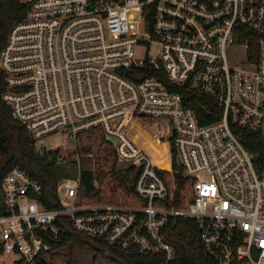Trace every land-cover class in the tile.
<instances>
[{"label":"built area","instance_id":"built-area-1","mask_svg":"<svg viewBox=\"0 0 264 264\" xmlns=\"http://www.w3.org/2000/svg\"><path fill=\"white\" fill-rule=\"evenodd\" d=\"M21 1L26 13L0 52L2 100L37 152L78 172L58 181V209L24 170L3 176L0 264L49 263L45 236L58 235L61 215L82 234L166 260L175 255L167 225L191 218L218 264H264V152L247 147L264 142V0ZM145 64L158 76H140ZM185 84L208 102L204 115L176 90ZM148 117L171 124L168 171L130 133ZM56 134L61 143L39 144ZM96 148L131 168L130 205L80 198L82 158L95 186L105 168Z\"/></svg>","mask_w":264,"mask_h":264},{"label":"trees","instance_id":"trees-1","mask_svg":"<svg viewBox=\"0 0 264 264\" xmlns=\"http://www.w3.org/2000/svg\"><path fill=\"white\" fill-rule=\"evenodd\" d=\"M26 10L27 4L21 0H0V52L7 41L11 27L23 18ZM140 69V76H158V73L149 70L148 64ZM5 85V74L0 67V182L11 168L19 167L41 183L40 201L43 205L48 209H58L61 207L57 197L58 181L62 177L75 176L78 172L77 166L73 162L58 163L57 152L39 153L35 150L29 131L12 117L10 107L2 100ZM176 90L185 95L187 103L191 104L200 116L204 115L200 104L208 102L203 96L193 92L187 84ZM252 139L258 147L252 142H247V147L263 153L264 142H259L257 136ZM102 161L107 165L110 164V167L98 171L96 175L98 182L102 183L105 179H109L111 183L117 184L128 193L133 192V187L127 184V181L133 180L131 168H116V160L108 159L107 153ZM174 173L181 187L185 180L181 168L174 165ZM94 175L91 170H80V198L85 202H104L98 187L93 182ZM111 191H115V187H112ZM55 225L59 228L58 235L56 237L46 235L45 242L50 246L51 257L60 253L61 249H65L63 254L65 264H76L74 256L78 250L92 253V264L100 257L113 264H218L204 253L200 241V228L191 218H174L167 225L165 236L175 250V255L170 260H166L161 254L142 253L135 249L124 251L103 238L82 234L73 228L65 215L59 216ZM40 264H52V260L49 263L41 261Z\"/></svg>","mask_w":264,"mask_h":264},{"label":"rangeland","instance_id":"rangeland-1","mask_svg":"<svg viewBox=\"0 0 264 264\" xmlns=\"http://www.w3.org/2000/svg\"><path fill=\"white\" fill-rule=\"evenodd\" d=\"M130 133L139 145L145 147L151 153L153 162L157 167L166 171L169 170L170 165L168 162V152L164 148L166 140L171 135V124L169 120L159 117L134 118L130 123ZM151 139H157V142H151ZM62 141L63 140L61 139V136L56 134L42 139L39 141V144L48 146L61 143ZM62 151L64 150L62 149ZM93 152H96V161L99 162L100 160L99 168H109L107 164L102 163L103 161L101 158L103 153H101V151L97 148ZM81 165L84 169H90L92 167L91 161L88 159V157L82 158ZM115 166L116 168H119L116 164ZM111 182V180L105 179L102 183L97 185L102 196V201H104L103 203L130 205L131 201H129L128 196H126L125 190L122 187H118L117 184H113ZM112 187H115V191H111ZM64 252L65 249H61L60 253L53 255L52 264H65V259L63 256ZM74 258L76 264H92V253L89 251L78 250L76 251ZM94 264L113 263H110L100 257Z\"/></svg>","mask_w":264,"mask_h":264}]
</instances>
